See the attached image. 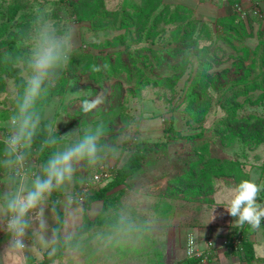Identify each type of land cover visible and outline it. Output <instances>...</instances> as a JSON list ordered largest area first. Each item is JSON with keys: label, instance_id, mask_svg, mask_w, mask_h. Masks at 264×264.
<instances>
[{"label": "rangeland", "instance_id": "374dc122", "mask_svg": "<svg viewBox=\"0 0 264 264\" xmlns=\"http://www.w3.org/2000/svg\"><path fill=\"white\" fill-rule=\"evenodd\" d=\"M34 2L0 0V53L18 46L17 33L27 27ZM46 2L56 21L74 29L72 62L53 92L58 102L55 116L62 119L59 134L93 118L81 114L75 102H65L69 88L82 91V98L105 95L95 119H104L113 136L161 142L128 178L123 193V185L111 191L115 203L106 212L111 215L123 206L140 220L150 219L153 231L138 245L125 248L90 242L78 257L66 255L54 264H178L187 257L188 235L196 236L205 226H232L235 218L218 204L215 194L228 201L218 195L220 190L249 179L252 167L264 164V0ZM255 9L261 15L256 16ZM157 19L166 22L163 27H154ZM196 46L206 52L203 60L208 58L211 65L195 87L192 78L205 67L192 54ZM96 66L101 70L94 71ZM16 79L13 69L0 68V123L12 111L10 89ZM170 118L186 137L164 135L163 122ZM155 121L162 122L161 127ZM126 147L116 168L128 159L135 143ZM62 211L72 221L71 207ZM76 211L82 225L84 206ZM105 230L107 226H97L83 235L90 239ZM5 235L0 231V244L7 243ZM209 239L215 242L213 236ZM217 255L207 264H219Z\"/></svg>", "mask_w": 264, "mask_h": 264}, {"label": "clouds", "instance_id": "9594fccd", "mask_svg": "<svg viewBox=\"0 0 264 264\" xmlns=\"http://www.w3.org/2000/svg\"><path fill=\"white\" fill-rule=\"evenodd\" d=\"M17 40L14 50L0 53V68L13 69L17 77L10 89L12 111L0 123V231L7 236L0 264H45V260L54 264L66 255L78 257L90 242L114 248L138 245L154 226L123 206L106 216L107 230L90 239L77 220L76 209L91 199L87 189L96 183V175L115 167L128 152L126 145L138 139L113 136L104 119H95L105 105L103 93L82 98V91L69 88L65 102H75L81 114L93 118L59 134L62 119L55 116L58 102L53 92L62 85L74 55L72 25L56 21L46 0H35ZM262 192L264 182L243 179L231 190L226 205L218 204L235 218L234 227L257 230L264 221ZM68 207L73 210L72 221L61 211Z\"/></svg>", "mask_w": 264, "mask_h": 264}, {"label": "trees", "instance_id": "16d2710c", "mask_svg": "<svg viewBox=\"0 0 264 264\" xmlns=\"http://www.w3.org/2000/svg\"><path fill=\"white\" fill-rule=\"evenodd\" d=\"M254 14L256 16H258V14L261 15V13H259L257 9L254 10ZM141 20L142 19H139V23L142 22ZM164 23L166 22H162V20L157 19L156 21L153 22V25L154 27H163L162 25ZM196 40L197 38H193L192 43L198 45V42H196ZM195 49H196V52L193 51L192 54L199 57V61H201L200 65L205 66L203 69L200 68V70L192 78V83L196 87L201 82V80H203V78L208 73H210L208 72L207 69L209 68L207 67H209L211 64L207 61L208 58L203 60V57H207L206 52L202 51L200 48H198V46H196ZM238 63L243 66L242 63L244 62L243 60H240V62ZM179 77L180 75L177 76V78ZM262 81L264 82V77ZM196 96L198 97V95ZM173 120H174L173 118H170V121H168L167 119L164 120L163 122L164 135L166 137H174V136L178 138L186 137L185 135L181 134V132H179L175 128ZM160 143H161L160 141L144 142L141 140H138V142H135L134 151L131 153L128 159L124 162V164L119 168L113 167L114 176L110 180L103 182L97 189H94V191L91 193L92 194L91 199L87 200L84 204V211H86V216H85V222L81 225L84 229L83 234L87 233L94 227L107 226L105 223L106 216H108L106 212L111 207V205L115 203V198H111L112 197V195L110 194L111 191L123 185L124 187L121 188L120 190V193H123L128 178L131 177L133 174H135L140 169L143 160L146 159L149 153H151L152 151H157V147L160 145ZM96 200H103V206L101 210L99 211V213L96 215V217L94 219H90V217L87 214V211L90 210L91 204ZM62 214L64 215L63 211H62ZM234 235L241 236V245H242L243 250L227 249L226 252H228L229 254H236L239 252V254H241L247 260L253 259L254 258L253 244L249 240L248 233L244 232L243 229L239 228L238 230L235 231V233H233L232 236ZM262 261L264 263V258L262 259ZM49 262L50 261L46 260L45 264H48ZM178 264H204V263L201 258L186 257L185 259L180 260Z\"/></svg>", "mask_w": 264, "mask_h": 264}, {"label": "crops", "instance_id": "0c3cea01", "mask_svg": "<svg viewBox=\"0 0 264 264\" xmlns=\"http://www.w3.org/2000/svg\"><path fill=\"white\" fill-rule=\"evenodd\" d=\"M157 125H162V122H154ZM155 125V124H154ZM264 173V164H262L261 166H254L252 167V169L250 170V174H249V179H255L258 183L262 182L261 177L262 174ZM235 186L232 187H227L225 189H221L218 195H221L222 197L228 198L229 199V195L231 194V190L234 188ZM263 197H261L260 202L264 203V192H263ZM219 197V196H218ZM215 199L217 202H221V203H227V200H222L220 201V197L217 198V194H215ZM103 206V200H96L91 204V208L90 210L87 211L88 216L90 217V219H94L96 217V215L99 213V211L101 210ZM90 211V212H89ZM234 222V221H233ZM233 222L231 221L230 224L232 226H225V225H221V227L218 228H213V227H201L198 229L196 237L198 238V240H200L199 245L206 249L208 247V239L210 236H213L214 239V244L215 246H218L217 250H213V252L215 251V253L217 255V259H218V263L219 264H264L262 259L264 258V253L261 254L258 252V249L264 250V246H262L264 243V225L261 224L260 228L257 230H251L250 227L248 225H245L243 230L244 232L248 233V237L249 240L252 242L253 244V250H254V258L251 260H247L246 258H244L241 254L236 253V254H229L227 251V249H230L229 247H224L223 241L225 240V238H229L233 235V233H235L236 230H238L239 228H236L233 226ZM227 223V222H226ZM206 224V223H205ZM222 224H225L224 222ZM229 223H227L228 225ZM7 236L5 235V238L3 240H7L6 238ZM6 241L4 243L0 244V250L1 252L3 251ZM258 244H260V246H258ZM213 253V255L215 254Z\"/></svg>", "mask_w": 264, "mask_h": 264}, {"label": "built area", "instance_id": "2783aa9c", "mask_svg": "<svg viewBox=\"0 0 264 264\" xmlns=\"http://www.w3.org/2000/svg\"><path fill=\"white\" fill-rule=\"evenodd\" d=\"M114 176V169L113 167L106 169V171L103 174L96 175L95 181L96 183L93 184L90 188L87 190L91 193L94 191V189H97L103 182L110 180ZM80 187V186H79ZM79 187L77 190H79ZM263 223V221H262ZM191 235L192 240L189 241L188 237ZM187 236V246H186V255L190 258H201L204 264H207L213 259V250L217 249L218 246H215L213 240H208V247L206 249H202L198 247V239L194 234H190ZM224 247H229L230 249L235 250H243L241 245V236L235 235L231 236L229 238H225L222 244ZM210 264V263H209ZM212 264V263H211Z\"/></svg>", "mask_w": 264, "mask_h": 264}]
</instances>
